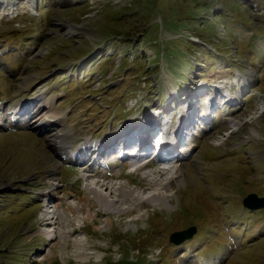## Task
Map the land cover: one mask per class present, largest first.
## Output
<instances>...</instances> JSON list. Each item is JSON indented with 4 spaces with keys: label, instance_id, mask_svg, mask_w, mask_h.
<instances>
[{
    "label": "rangeland",
    "instance_id": "374dc122",
    "mask_svg": "<svg viewBox=\"0 0 264 264\" xmlns=\"http://www.w3.org/2000/svg\"><path fill=\"white\" fill-rule=\"evenodd\" d=\"M194 106L206 123L168 206L136 205L159 164L64 161L56 128L35 124L64 122L76 152L133 119L176 127ZM100 180L140 195L132 215L106 214L88 190ZM250 194L264 198V0H0V264H264Z\"/></svg>",
    "mask_w": 264,
    "mask_h": 264
},
{
    "label": "bare ground",
    "instance_id": "6f19581e",
    "mask_svg": "<svg viewBox=\"0 0 264 264\" xmlns=\"http://www.w3.org/2000/svg\"><path fill=\"white\" fill-rule=\"evenodd\" d=\"M224 97H227L228 100L226 103L230 104H235V102H237V96H235L232 92L225 94ZM213 104V103H212ZM212 104H210L209 106H211V108H215L214 106H212ZM196 106L194 107H190V110L188 112L183 113L180 121H178V124L176 127H174L173 124V132H171L170 134L172 142L174 143H166V147H164V149H162V153H164L162 156H167L166 161H161L162 163H168L171 164L173 162L177 163V168L175 170H173V176L169 177V175H171L172 173V169L170 170H159L156 173H154V175H156L155 179H153L151 181V184L149 187H147L144 183L140 184V188L142 190L143 193L146 194V190H152L153 189V194L146 198V199H141L142 202H138L137 207L140 208V205H147L149 204H154L157 202H163L166 206L171 205V202L168 199V195L165 194L168 192L169 189H174V186H180V185H184L187 181V175H186V171H187V167L189 166V164L187 163L188 158H179L180 154L175 152L174 150L176 149L175 145H179L178 147H180V145H182L185 142V137L183 136L184 134V128L189 124V122H191L193 120L192 116L195 117L196 116ZM41 109L43 110V107H41ZM40 114V112H39ZM206 116L204 115L202 117L203 120H206ZM160 115H155L152 118L155 120H159L160 119ZM148 122V121H139V122H134L132 124V127L128 125H125V127H123V129L121 131H119V134L116 136L115 140H112L110 143L107 142L105 144H100V143H96L94 145H92V149H89L86 145H82L81 147H79V149L74 152L71 149L70 146V140L72 138L71 135V130L69 128V126H67L64 122H62L61 120L57 119L56 117L52 116L51 114H45V115H41L37 121H36V125H38V127L40 126H51L56 128V133H54V137H53V142L54 145L58 146V150L61 153V156L63 158L64 161H73V162H78L79 165H87L86 162H88V160H97L98 156H104L106 154H108V151L110 148H113L114 146H116L119 142L120 139L122 138H126L129 134H131V132H133L134 130H136V126L138 125V130L140 131V135L139 137H143V139H141L140 142V147L136 153V158H141L143 155H145L146 153H148V151L151 150V148L154 147V138L156 137L158 131L162 128L165 127L161 122H155V120H153ZM60 127V128H59ZM170 129L167 127V129L165 130V132L163 133V135H165L166 137L169 136V132ZM183 153V152H182ZM122 156H124V160H129L131 159V157L128 154H125L124 151L122 153ZM161 156V157H162ZM175 159H178L177 162L174 161ZM196 162H198V159L194 160L193 163L196 164ZM153 176V175H152ZM97 179V174H94V172L90 175H88V179ZM169 180L167 181L168 183L165 184L164 180ZM101 180L98 181V183L94 186H88V190L91 194L94 195V198L98 201L99 205H101V207L106 209V214H110V213H117L120 214V216H129L133 214V207L132 208H126L124 209L123 206L124 204H127V202H133L134 199H138V197L140 196L139 194H127L125 193L121 198L119 195L116 194V187H109L105 184H101ZM101 184V185H100ZM126 188V187H124ZM163 190H165L163 192ZM133 193V192H132ZM88 201V200H86ZM140 201V199H139ZM134 204V203H133ZM134 206V205H132ZM85 208H83L82 211H84ZM71 211L74 212H78L81 211L78 208H74L71 209ZM92 219V217H91ZM50 219H48L47 221L45 220L44 222L47 224H50L51 222H49ZM111 223V221L109 222Z\"/></svg>",
    "mask_w": 264,
    "mask_h": 264
},
{
    "label": "water",
    "instance_id": "95a60500",
    "mask_svg": "<svg viewBox=\"0 0 264 264\" xmlns=\"http://www.w3.org/2000/svg\"><path fill=\"white\" fill-rule=\"evenodd\" d=\"M244 204L251 209L263 207L264 198H259L256 194H250L245 198ZM196 231L197 229L192 227L182 232L173 233L171 235V242L175 245H180L188 238H191L196 233Z\"/></svg>",
    "mask_w": 264,
    "mask_h": 264
}]
</instances>
